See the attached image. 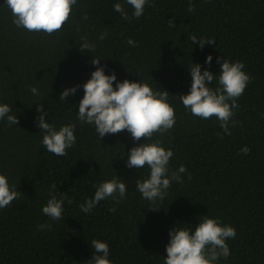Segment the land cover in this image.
Wrapping results in <instances>:
<instances>
[{"label": "trees", "instance_id": "1", "mask_svg": "<svg viewBox=\"0 0 264 264\" xmlns=\"http://www.w3.org/2000/svg\"><path fill=\"white\" fill-rule=\"evenodd\" d=\"M116 3L131 17L126 0H77L63 30L47 35L17 28L0 0V104L12 107L10 114L19 121L8 126L6 118L0 120V174L22 194L0 209V264H89L94 239L108 243L113 264H164L169 231L179 225L194 228L204 216L236 229V237L226 241L231 254L217 264H264V0H150L144 15L131 20L114 11ZM173 19L175 27H170ZM104 32L108 35L101 41ZM192 35L215 43L201 49L199 41L192 44ZM82 36L95 43L94 51L79 50ZM209 55L210 66L205 63ZM93 58L119 82L167 90L174 127L162 137L135 142L127 130L100 139L94 125L81 123L76 114L83 84L98 67ZM218 59L243 61L251 77L237 99L231 135L223 134L215 117H196L180 100L190 91L193 64L215 76ZM76 85L81 87L74 96L59 100L64 89ZM209 86L216 88L217 81ZM39 103L57 129L76 125L77 140L66 156L43 146L36 122ZM156 139L174 152L170 170L184 165L187 172L163 200L151 204L136 188L149 169L128 168L126 161L137 143ZM245 146L251 149L247 155L240 152ZM117 176L127 185L126 197L82 212L79 206L94 197L96 187ZM50 192L58 198L66 193L72 201L65 200L59 221L42 212ZM40 224L50 227L40 229Z\"/></svg>", "mask_w": 264, "mask_h": 264}, {"label": "clouds", "instance_id": "2", "mask_svg": "<svg viewBox=\"0 0 264 264\" xmlns=\"http://www.w3.org/2000/svg\"><path fill=\"white\" fill-rule=\"evenodd\" d=\"M127 5L133 9L131 17L121 3L114 4V11L120 13L125 20L140 18L144 15L145 5L150 0H126ZM10 9L13 24L17 28H23L29 32H43L47 35L63 30L72 16L73 6L77 0H5ZM195 5L191 2L188 11L193 12ZM82 19H87L85 14ZM170 27H175L174 19L169 20ZM107 32L102 33L99 39L107 38ZM82 43L79 50L92 52L95 50V43L88 41L87 37L80 38ZM192 44L199 41L201 49L205 44H214V39H198L195 35L189 37ZM127 43L135 47L136 42L128 38ZM212 56H207L205 63L209 66ZM92 64L98 67L91 73V78L83 84L84 95L79 102L77 119L81 123L95 126L99 138L107 134H118L127 130L135 142L152 140L155 134L163 136L168 133L176 123L174 107L168 102L169 92L154 91L147 83L132 82L125 79L117 81L115 72L111 75L105 74L106 66H99L100 59L93 58ZM220 70L217 75L205 69L201 71L199 64H193L189 69L192 82L190 91L182 94L180 100L185 109L191 114L204 120L215 117L219 121V127L223 134L231 135L230 125L235 126L234 110L240 105L237 99L244 94L251 77L243 71V61L230 62L218 59ZM214 79L217 87L212 88ZM115 82V87H114ZM64 89L59 97L60 101L74 96L77 89ZM31 92L38 95V89L33 87ZM39 115L36 117L37 126L44 133L42 144L48 152L56 156H66L67 150L72 148L77 140L75 135L76 125L73 123L61 126L59 129L50 124L45 116V106L39 103L37 107ZM12 113V107L8 104H0V120L7 119L8 126L18 125L16 114ZM250 147L241 148V154L247 155ZM174 152L169 148L165 149L160 139L152 143H137L131 148L126 166L128 168L143 169L147 167L149 174L143 180H136V188L142 197L155 204L157 200H163L173 182L182 183V174L187 172L184 165L176 171H171L169 163ZM123 158V157H121ZM189 178H191L189 174ZM57 186L51 185L52 192ZM22 194L17 191V185H10L8 178L0 174V209L10 206L14 200ZM127 195V185L122 178L114 177L104 181L96 187L94 197L86 199L79 207L85 214L91 212L101 201L111 198L118 204ZM68 200L66 193H61L59 198L50 192V199L43 206L42 212L51 220L63 219L64 202ZM68 203H72L68 200ZM150 209L159 208L149 206ZM115 212L116 208L109 209ZM48 224H40L39 228H48ZM170 240L166 246L167 257L164 264H217L220 258L229 257V239L236 237V229L232 226L223 225L219 218L204 216L199 224L193 227H182L181 225L169 231ZM91 247L94 254L89 264H113L109 259L110 250L107 242L92 240Z\"/></svg>", "mask_w": 264, "mask_h": 264}]
</instances>
